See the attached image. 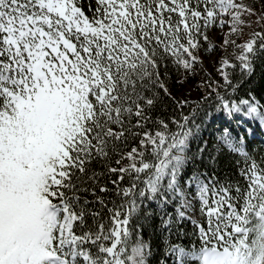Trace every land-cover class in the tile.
<instances>
[{"label":"snow or ice","instance_id":"1","mask_svg":"<svg viewBox=\"0 0 264 264\" xmlns=\"http://www.w3.org/2000/svg\"><path fill=\"white\" fill-rule=\"evenodd\" d=\"M264 0H0V264H264Z\"/></svg>","mask_w":264,"mask_h":264},{"label":"trees","instance_id":"2","mask_svg":"<svg viewBox=\"0 0 264 264\" xmlns=\"http://www.w3.org/2000/svg\"><path fill=\"white\" fill-rule=\"evenodd\" d=\"M264 146V135H261L260 133L257 134V139L255 143L253 144V147H261Z\"/></svg>","mask_w":264,"mask_h":264}]
</instances>
